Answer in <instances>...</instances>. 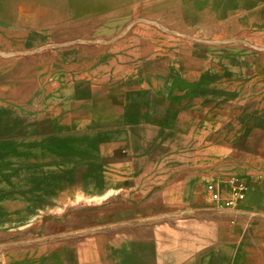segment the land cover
Returning <instances> with one entry per match:
<instances>
[{"label": "rangeland", "instance_id": "obj_1", "mask_svg": "<svg viewBox=\"0 0 264 264\" xmlns=\"http://www.w3.org/2000/svg\"><path fill=\"white\" fill-rule=\"evenodd\" d=\"M262 125L264 0H0V264L138 263Z\"/></svg>", "mask_w": 264, "mask_h": 264}, {"label": "crops", "instance_id": "obj_2", "mask_svg": "<svg viewBox=\"0 0 264 264\" xmlns=\"http://www.w3.org/2000/svg\"><path fill=\"white\" fill-rule=\"evenodd\" d=\"M259 129L264 134V125ZM246 147L235 159L211 161L202 173L206 183L216 181L223 190L238 178L245 194L232 210L214 208L205 186L199 196L180 186L173 194L132 202L126 229L142 217V232L150 238L141 240L145 252L136 264H264V139ZM138 238L143 236L132 237L134 243Z\"/></svg>", "mask_w": 264, "mask_h": 264}, {"label": "built area", "instance_id": "obj_3", "mask_svg": "<svg viewBox=\"0 0 264 264\" xmlns=\"http://www.w3.org/2000/svg\"><path fill=\"white\" fill-rule=\"evenodd\" d=\"M231 188L223 190L216 181H209L205 185V191L214 208L219 210H232L244 199V187L238 178L230 179Z\"/></svg>", "mask_w": 264, "mask_h": 264}, {"label": "bare ground", "instance_id": "obj_4", "mask_svg": "<svg viewBox=\"0 0 264 264\" xmlns=\"http://www.w3.org/2000/svg\"><path fill=\"white\" fill-rule=\"evenodd\" d=\"M233 8V7H232Z\"/></svg>", "mask_w": 264, "mask_h": 264}]
</instances>
